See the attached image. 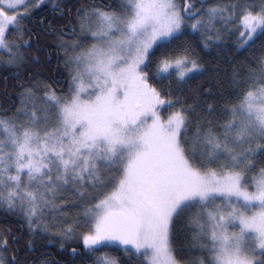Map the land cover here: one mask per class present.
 Instances as JSON below:
<instances>
[{
    "label": "snow or ice",
    "instance_id": "obj_1",
    "mask_svg": "<svg viewBox=\"0 0 264 264\" xmlns=\"http://www.w3.org/2000/svg\"><path fill=\"white\" fill-rule=\"evenodd\" d=\"M0 264H264V0H0Z\"/></svg>",
    "mask_w": 264,
    "mask_h": 264
}]
</instances>
